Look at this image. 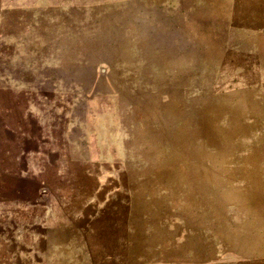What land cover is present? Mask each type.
Wrapping results in <instances>:
<instances>
[{
  "label": "rangeland",
  "instance_id": "rangeland-1",
  "mask_svg": "<svg viewBox=\"0 0 264 264\" xmlns=\"http://www.w3.org/2000/svg\"><path fill=\"white\" fill-rule=\"evenodd\" d=\"M23 108L74 115L79 264H264V0H0V135Z\"/></svg>",
  "mask_w": 264,
  "mask_h": 264
},
{
  "label": "crops",
  "instance_id": "crops-1",
  "mask_svg": "<svg viewBox=\"0 0 264 264\" xmlns=\"http://www.w3.org/2000/svg\"><path fill=\"white\" fill-rule=\"evenodd\" d=\"M37 109L28 112L23 108L4 114L7 133L0 135V172H3L2 163L10 162L11 170L6 173L34 183L38 189L31 194L20 192L11 197L0 193V263H84L89 259V245L85 244L82 234L75 237L80 227L78 222L83 218L84 204L80 203V209L75 211L72 201L86 198L81 194L86 191L84 182L95 180L91 175L71 174L77 146L68 140L65 130L71 126V121L74 122V115L72 119L58 117L53 110ZM13 118L20 122L12 124L9 120ZM34 125L39 136L33 134ZM59 128L63 129L62 133ZM24 129L27 132L21 133ZM28 143L37 145L31 149L23 146ZM40 157L44 159L45 169L38 173L34 170V161ZM21 159L33 161L32 170L25 167L22 171ZM95 193L99 194L97 190ZM7 231L13 232L11 236ZM62 232L72 240L60 241Z\"/></svg>",
  "mask_w": 264,
  "mask_h": 264
}]
</instances>
